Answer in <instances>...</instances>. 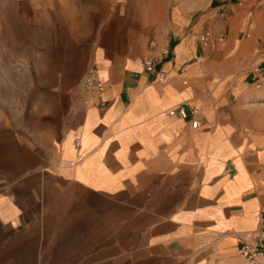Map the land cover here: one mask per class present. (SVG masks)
I'll return each instance as SVG.
<instances>
[{
  "label": "crops",
  "instance_id": "crops-1",
  "mask_svg": "<svg viewBox=\"0 0 264 264\" xmlns=\"http://www.w3.org/2000/svg\"><path fill=\"white\" fill-rule=\"evenodd\" d=\"M263 38L264 0H0V264H264L236 240L264 211ZM92 62L105 107L81 87L69 121Z\"/></svg>",
  "mask_w": 264,
  "mask_h": 264
},
{
  "label": "built area",
  "instance_id": "built-area-1",
  "mask_svg": "<svg viewBox=\"0 0 264 264\" xmlns=\"http://www.w3.org/2000/svg\"><path fill=\"white\" fill-rule=\"evenodd\" d=\"M246 0H236L237 4L245 3ZM212 35L209 31H204L199 37V43L202 47H209L211 45ZM218 43L222 42V38H218ZM154 41L149 42V51L156 48ZM170 49L166 46L159 47L158 56L152 55L150 52L141 59V66L147 75H153L154 78L160 82L164 81V73L157 70V65L160 59L167 58L170 55ZM182 71V69H180ZM249 75L251 78V85L254 89L259 90L264 88V38L261 47L255 50V63L250 67ZM186 84V81H183ZM82 89L87 95H94L98 99L95 106L105 107V101L102 95L105 92V84L99 77L98 67L95 62H92L88 67L86 74L82 81ZM84 104H88L86 100ZM200 109L196 106L184 103L178 107L168 111L169 116H178L181 120H187L192 130L200 128V121L197 116ZM74 144L79 147L80 139H75ZM237 240V254L247 263H255L260 258L264 257V211H261L258 217V224L254 231L249 233H238Z\"/></svg>",
  "mask_w": 264,
  "mask_h": 264
},
{
  "label": "rangeland",
  "instance_id": "rangeland-1",
  "mask_svg": "<svg viewBox=\"0 0 264 264\" xmlns=\"http://www.w3.org/2000/svg\"><path fill=\"white\" fill-rule=\"evenodd\" d=\"M262 1V0H260ZM115 10L114 8H112ZM14 87L13 89H16L19 91V93H27V91L30 90H36L37 92L43 93V91L50 90L54 91L55 85L54 83H43V82H16V83H7V86L5 84V89H11V87ZM81 87H82V79L81 80H74L71 79L67 83L68 88V115H69V121L73 119L75 116V109L78 102L79 94L81 93ZM14 90V91H16Z\"/></svg>",
  "mask_w": 264,
  "mask_h": 264
}]
</instances>
